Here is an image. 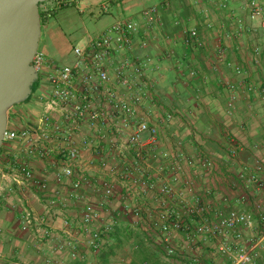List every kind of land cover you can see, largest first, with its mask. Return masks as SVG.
Wrapping results in <instances>:
<instances>
[{"label": "built area", "instance_id": "built-area-1", "mask_svg": "<svg viewBox=\"0 0 264 264\" xmlns=\"http://www.w3.org/2000/svg\"><path fill=\"white\" fill-rule=\"evenodd\" d=\"M213 1L225 10L230 0ZM51 3L60 9L72 0ZM246 8L250 22L264 31V0H246ZM43 12L49 16V9ZM159 18L155 6L142 12L149 26L158 25ZM234 24L237 34L246 28L242 18H235ZM137 29L138 23L118 19L73 47L72 66L54 68L41 114L24 128L8 126L4 133L0 195L17 188L21 232L33 234L50 253L67 250L71 259L79 256L77 234H83L87 248L97 254L110 234L125 224L144 246L158 250L170 263L208 264L199 252L204 248L211 249L220 264L264 263V200L260 198L264 196V161L255 157L236 171H224L221 163L235 164L242 150L230 132H223L225 160L220 162L197 143L198 133L187 113L160 108L161 115L154 118L152 109L144 107L152 100L145 83L150 60L120 58L132 53ZM183 34L186 46L198 43L196 28ZM219 36L229 35L221 30ZM223 54L220 50L218 55ZM261 54L259 47L253 48L255 60ZM34 65L38 72L42 70L43 54L37 53ZM233 72L241 77L244 68L236 64ZM196 75L195 70L188 73L190 78ZM240 89L264 105V78L242 88L227 83L225 113L229 117L237 112ZM18 119L23 120L21 115ZM175 122L186 126L187 135L170 142L165 130ZM16 144L24 149V157L15 153ZM262 147L264 137L250 150L258 152ZM32 160L53 162L55 182H69L65 195L50 190L48 181L32 169ZM30 190L40 195L44 214L24 204ZM87 190L94 201L83 204L76 233L70 221L63 220L65 240L55 244L51 214L67 207L68 200L85 201ZM4 260L0 253V262ZM51 263L50 259L44 262Z\"/></svg>", "mask_w": 264, "mask_h": 264}, {"label": "crops", "instance_id": "crops-1", "mask_svg": "<svg viewBox=\"0 0 264 264\" xmlns=\"http://www.w3.org/2000/svg\"><path fill=\"white\" fill-rule=\"evenodd\" d=\"M46 5L45 10L49 9V13L53 14L42 24L38 52L44 56V65L39 72V82L33 96L21 106L22 108L9 111L8 126L14 129L24 128L28 122L26 118L33 120L41 114L42 97L48 93L49 77L54 68L73 65L75 59L72 49L83 44L85 36L91 34L87 26H97L98 15L107 19L101 22L100 31L96 34L102 33L118 19L123 18L138 23V29L134 36L132 53L121 55L120 58L150 60L145 83L148 84V95L152 96V100L144 107L152 109L154 118L161 115L160 108H175L187 113L198 133L197 143L219 158L220 162L225 160V152L222 149L223 132H230L237 138L242 150L235 164L226 166L221 163L224 171H236L244 164H250L255 157L264 161V147L258 152L250 150L252 144L260 142L264 137V105L257 96L247 97L243 89H240L236 114L229 117L225 113L227 83L240 85L242 88V85L264 78V35L256 34L264 31L257 28V24L250 22L246 0H230L225 10L217 7L213 0L200 3H197V0H72L65 9L74 8L76 15L66 14L61 17L71 25L63 39L55 35L51 21L64 9H54L52 3ZM154 6L159 9V24L149 26L142 20V12ZM43 13L44 17L48 16ZM237 17L244 20L246 27L239 34L236 33L234 24ZM208 24L211 27L208 28ZM190 28L198 30V43L186 46L183 33ZM221 30L229 36L220 38ZM141 42H145L147 46L142 48ZM254 47H259L262 51L258 60L253 57ZM220 50L224 51L221 57L218 55ZM236 64L244 68V75L241 77H237L233 72ZM190 70L197 72L195 78L188 76ZM155 100L157 101L154 102ZM20 115L22 121H18ZM186 130L183 123L175 122L173 126L166 128L165 136L170 142L181 137L186 138ZM13 147L15 153L24 157V149L20 144ZM30 163L36 174L48 181L51 191L66 194L69 182L66 180L61 185L55 182L56 168L52 161L32 160ZM19 193L14 187L12 192L4 191L0 195V253L5 257L0 264H44L47 259L52 261L51 264L130 263L131 257L120 255L121 251L129 248L118 247L113 238L117 232L129 230L125 224H121L110 234L97 254L87 248L86 238L81 233L77 234V258L71 259L67 250L50 253L47 245L39 243L33 234L21 232L18 217ZM85 196V201L68 200L67 207H59L51 214L55 244L65 240L62 231L63 220H69L71 231L76 233L83 204L94 201L89 190L85 192ZM260 198L264 200V196ZM24 204L37 214L45 212L44 203L35 190L25 193ZM106 217L102 215V218ZM109 250H113L111 255L104 259ZM207 262L209 264V260ZM167 263L175 264L168 261Z\"/></svg>", "mask_w": 264, "mask_h": 264}, {"label": "water", "instance_id": "water-1", "mask_svg": "<svg viewBox=\"0 0 264 264\" xmlns=\"http://www.w3.org/2000/svg\"><path fill=\"white\" fill-rule=\"evenodd\" d=\"M50 0H0V154L8 113L34 94L41 38L40 5Z\"/></svg>", "mask_w": 264, "mask_h": 264}, {"label": "trees", "instance_id": "trees-1", "mask_svg": "<svg viewBox=\"0 0 264 264\" xmlns=\"http://www.w3.org/2000/svg\"><path fill=\"white\" fill-rule=\"evenodd\" d=\"M39 11L42 26L44 20L52 17L53 13L50 12L49 16L44 17L43 11L41 9ZM37 85L38 84H35L34 91ZM113 238H115L116 244L119 245L118 247L127 246L129 248V257H131L129 264H168L163 261L158 250L144 246L139 238V235L134 231L126 230L122 233L117 232L113 235ZM112 251L113 250H109V253H106L104 259H107V257L111 255Z\"/></svg>", "mask_w": 264, "mask_h": 264}, {"label": "rangeland", "instance_id": "rangeland-1", "mask_svg": "<svg viewBox=\"0 0 264 264\" xmlns=\"http://www.w3.org/2000/svg\"><path fill=\"white\" fill-rule=\"evenodd\" d=\"M52 1L53 0H50L49 2L40 5V9L42 11L45 10L46 9V6H47L46 4L51 3ZM75 12H76V10L74 8H72V7H69L67 9L62 10V11H59V13L56 16V18L51 21V24L53 25L52 26V28H53L52 30L55 33V35H57L58 37H60L62 39L64 38L63 35L64 34L66 35V33L70 29L71 25H69L68 23H66L61 17L63 15H66V14H69V15L75 14L76 15ZM106 19L107 18L105 16L98 15V17H97V20H98L97 26H91V25H88L87 26V28L90 30L89 32L92 35L98 33L100 31V28H101V22H104ZM257 30H259V29H257ZM256 34H258L260 36V34L264 35V32H262V33L258 32ZM21 106L22 105H18V106L14 107V108L20 109V108H22ZM24 117H26V116H24ZM26 119L28 121L29 120H32L30 117H28ZM210 251H212V250L209 249V248H207L206 250H199V252H201L202 255L209 260V264H220L219 259L212 252H210ZM120 255L121 256L122 255H124V256L126 255L125 257L129 256V250L127 249L125 251H121L120 252ZM163 261L167 263V261L165 259H163Z\"/></svg>", "mask_w": 264, "mask_h": 264}]
</instances>
